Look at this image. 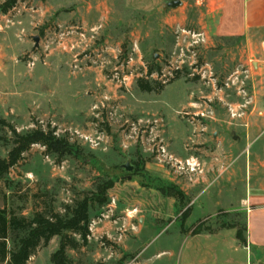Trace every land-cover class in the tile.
<instances>
[{
    "label": "rangeland",
    "instance_id": "obj_1",
    "mask_svg": "<svg viewBox=\"0 0 264 264\" xmlns=\"http://www.w3.org/2000/svg\"><path fill=\"white\" fill-rule=\"evenodd\" d=\"M168 1L0 0V119L53 130L83 153L33 145L0 176V209L63 212L113 184L68 264H145L149 245L200 233L246 241L249 143L264 128L255 59L243 37L203 31L194 0ZM10 137L0 124V158ZM59 244L32 258L51 264Z\"/></svg>",
    "mask_w": 264,
    "mask_h": 264
},
{
    "label": "crops",
    "instance_id": "obj_2",
    "mask_svg": "<svg viewBox=\"0 0 264 264\" xmlns=\"http://www.w3.org/2000/svg\"><path fill=\"white\" fill-rule=\"evenodd\" d=\"M194 6L201 12L203 31L219 38L243 37L247 41L260 76L258 93L264 98V0H194ZM247 160L246 241L241 242L235 231L186 236L185 243L179 247L167 244L151 249L153 245H149L145 264H158V261L162 264L171 261L172 264H264V128L249 143ZM92 236L91 228L88 243ZM216 245L227 253L219 255ZM28 264H41V261L35 257Z\"/></svg>",
    "mask_w": 264,
    "mask_h": 264
},
{
    "label": "trees",
    "instance_id": "obj_3",
    "mask_svg": "<svg viewBox=\"0 0 264 264\" xmlns=\"http://www.w3.org/2000/svg\"><path fill=\"white\" fill-rule=\"evenodd\" d=\"M141 86L145 90H152L142 83ZM0 124L10 128L12 137L8 141L11 140L13 144L8 156L0 158V176L18 164L23 154L35 144L45 146L49 153L59 158L68 155L83 156L79 146L53 130L38 128L20 133L5 119H0ZM112 186L110 181L99 184L97 195L84 196L73 205H67L63 212L56 211L53 207L36 211L30 219L8 212L6 208L0 209V264H28L37 250L48 246L55 237H60V244L51 256L52 262L68 264V249H79L88 243L91 235V207L96 202H106L107 192ZM179 194H182L181 191H177L175 196L179 197ZM76 235L80 239H76Z\"/></svg>",
    "mask_w": 264,
    "mask_h": 264
},
{
    "label": "water",
    "instance_id": "obj_4",
    "mask_svg": "<svg viewBox=\"0 0 264 264\" xmlns=\"http://www.w3.org/2000/svg\"><path fill=\"white\" fill-rule=\"evenodd\" d=\"M181 4H182V1L181 0H170V1L167 2V7L176 8V7H179ZM34 40H35L36 43H38L39 37L36 36L34 38ZM124 167L128 171H131L132 170V166H130L129 164H126Z\"/></svg>",
    "mask_w": 264,
    "mask_h": 264
}]
</instances>
